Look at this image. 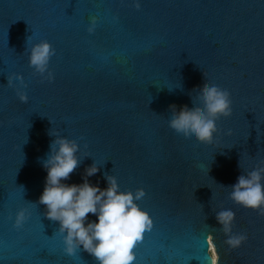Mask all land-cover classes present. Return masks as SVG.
<instances>
[{
	"label": "water",
	"instance_id": "obj_1",
	"mask_svg": "<svg viewBox=\"0 0 264 264\" xmlns=\"http://www.w3.org/2000/svg\"><path fill=\"white\" fill-rule=\"evenodd\" d=\"M140 3L0 0V264H97L82 249L63 253L59 222L38 203L50 129L91 155L65 183H82L95 161L90 183L107 187V173L121 190L145 191L137 203L153 225L134 264H264V215L235 204L225 188L264 160V0ZM92 16L99 20L89 34ZM28 37L29 47L46 39L55 49L52 82L29 67ZM13 73L27 84V102L16 94L19 81L8 85ZM206 84L232 101L211 144L167 125L169 105L194 109V90ZM20 207L31 217L16 229ZM223 209L235 214L233 233L247 235L239 248L225 243L216 220Z\"/></svg>",
	"mask_w": 264,
	"mask_h": 264
},
{
	"label": "clouds",
	"instance_id": "obj_2",
	"mask_svg": "<svg viewBox=\"0 0 264 264\" xmlns=\"http://www.w3.org/2000/svg\"><path fill=\"white\" fill-rule=\"evenodd\" d=\"M133 6L139 10L140 0H134ZM98 20L97 16L90 17L87 27L89 34L94 32ZM29 39L26 42L29 67L42 81L52 82L55 76L49 63L55 49L46 39L29 47ZM7 80L9 86H13L14 80L19 81L16 94L22 102H27L28 95L23 90L27 84L23 76L13 73ZM194 93H197L195 100L192 96L194 109H189L187 105H169L171 115L167 125L186 140L195 139L211 144L218 131L216 122L221 117L231 116V94L216 84H206L202 90H194ZM48 134L55 138L50 142L46 158L40 160L47 175L38 203L45 205L44 215L48 219L59 222L57 233L62 238L63 253L75 256L82 249L93 256L97 264H134V246L143 238L145 230L152 226L148 212L137 203L145 196V191L143 188L135 192L121 190L117 177L107 173L104 174L107 187L90 183L88 178L100 171L95 161L85 168L82 183H65L81 160L91 155L87 151L82 152L81 145L75 139L60 132L53 133L51 129ZM87 148L85 144L84 149ZM225 188L231 189L229 198L235 204L264 215V160L239 175L234 184ZM89 214L96 219L90 220ZM30 215L28 207H20L15 213L13 227L22 228ZM216 220L227 237L225 243L229 248H239L247 240L246 234L233 233L235 214L231 209L216 212Z\"/></svg>",
	"mask_w": 264,
	"mask_h": 264
},
{
	"label": "snow or ice",
	"instance_id": "obj_3",
	"mask_svg": "<svg viewBox=\"0 0 264 264\" xmlns=\"http://www.w3.org/2000/svg\"><path fill=\"white\" fill-rule=\"evenodd\" d=\"M30 217H31V215H30ZM30 217L24 222V224H23V226L25 225V223L30 219ZM152 225H153V222H152ZM151 230H152V226H151V228L150 229H146L145 230V232H144V235H148V234H150L151 233ZM143 238L140 240V241H138L137 243H136V245L134 246V249H133V251L136 253L137 252V249L141 246V245H143ZM137 258V257H136Z\"/></svg>",
	"mask_w": 264,
	"mask_h": 264
},
{
	"label": "rangeland",
	"instance_id": "obj_4",
	"mask_svg": "<svg viewBox=\"0 0 264 264\" xmlns=\"http://www.w3.org/2000/svg\"><path fill=\"white\" fill-rule=\"evenodd\" d=\"M210 247H211V253H212L213 259H216V254H215L212 244H210Z\"/></svg>",
	"mask_w": 264,
	"mask_h": 264
}]
</instances>
